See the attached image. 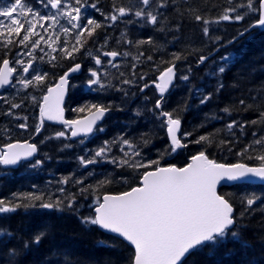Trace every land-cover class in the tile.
<instances>
[{
    "label": "trees",
    "instance_id": "obj_1",
    "mask_svg": "<svg viewBox=\"0 0 264 264\" xmlns=\"http://www.w3.org/2000/svg\"><path fill=\"white\" fill-rule=\"evenodd\" d=\"M26 1L30 5H37L35 0ZM84 2L88 6L93 3L97 5L99 11L92 12L93 18L103 25L96 29L91 45L129 53L130 60L126 64L136 65L135 68L128 70L118 69L115 74L135 78L133 83L141 88L143 82L154 81L170 63L178 64L176 84L166 99L164 109L174 113V117L182 121V138L187 147L172 152L162 123L127 116L124 121L128 120L131 129L126 131V136L139 147L138 157L142 159L141 163L147 164L150 160H158V166L181 167L186 165L193 155L204 151L210 159L219 162L260 164L255 157L264 152V144H254L253 141L264 137V119L261 118V113H264V29L256 28L231 43L238 32L243 31L258 17L249 13L240 22L218 21V17L225 9L244 4L246 0H167L164 7H157L159 0H150L152 4L150 10L157 14L158 22L155 25L150 23L141 25L126 35L119 34L115 26H110V19H107L106 26L103 18L114 12V4L117 7H132L134 11L140 3L139 0H84ZM237 11L244 12L247 9L237 8ZM196 14L209 20L208 35L203 33L205 27L203 21L195 20ZM104 26L108 30L107 34L103 31ZM149 38L153 43H136L141 40L147 41ZM105 39L108 41L107 44ZM126 40L129 41V45L126 44ZM10 45H6L3 39H0V63L7 55ZM218 46L220 49L217 53L200 66L199 56L210 55ZM227 52H234V56L226 65L225 73L219 74L217 70L223 63L216 60ZM173 54H180L181 59L173 60ZM149 56L152 60L147 59ZM61 57H63L60 58L61 66L56 70L63 71L70 63L66 60L67 56ZM51 70H55L54 64L49 65L50 75L49 79L45 78L41 86L43 89L54 80ZM184 75L189 77L187 81L181 79ZM141 76L144 79L140 82ZM220 84H223V88L217 91ZM131 91L130 85H115L110 88L109 93L113 98L109 101L106 98L104 104L111 105L112 114L117 116L116 121L114 117L107 119L108 126L112 127L118 120H122V116L115 113V110L118 107L129 109L131 96L127 94ZM208 93H212L211 99L201 104L200 99ZM21 96L8 98L5 103L0 102L1 144L30 137L39 124L37 114L35 115L38 105L33 101H27L28 109L32 108L28 111L27 105H22L26 100ZM241 100L245 102L243 105L240 104ZM155 102L154 94L147 106L149 112L154 109ZM90 103L98 104L96 101H89L86 104ZM12 104L19 107L13 108L12 114H8ZM70 104L71 101L69 107ZM225 107L230 111L224 112ZM69 111L71 112L70 108ZM82 114L85 113H77V116ZM6 115L14 119L15 123L19 125L26 123L28 127L25 130L19 127L20 131H16V135L8 137L5 130L8 127ZM232 120L237 121L238 125L243 124L244 128L236 126L229 130L227 125ZM252 120H257L258 123L253 125ZM46 128L51 130L49 126ZM114 132L116 131L110 128L108 133H100L99 137L103 140ZM185 132L192 135L184 137ZM209 134L211 142L199 144L194 142L201 135ZM144 140L149 142L145 144ZM221 141L230 143L223 144ZM41 148L39 157H43L45 161L37 172L28 171L25 165L17 171L6 170L0 166V199L12 201L13 194L35 193L42 194L44 202L55 201L57 198L64 200L65 206L63 210L29 207L0 214V228L6 230L0 231V240H6L5 243H0V264H131L134 249L127 242L104 232L99 226L82 225L80 218L94 215V206L103 194L119 193L139 185L144 171L154 169L157 165L147 169L118 166L116 172L112 170L106 172L104 167L110 165L105 164L98 166L96 176H90L96 179L88 177L77 180L82 181L77 183L74 180L76 169L79 173L91 172L89 165L83 166L78 160L80 157L78 149L57 148L55 142L42 144ZM245 148L247 153L240 155ZM138 157L131 160L140 159ZM54 177L59 181H54ZM105 180L110 182L100 183ZM61 188L63 192L60 191ZM220 193L235 208L237 223L232 230L240 232L251 246L241 248L239 243L229 239L214 252H210L208 247L193 252L186 258L184 264H264V185L237 184L220 188ZM253 193L260 199L248 207L242 200ZM71 197L75 200L73 207L69 209L67 199ZM39 203L41 201H36L37 205ZM40 231L47 232L45 238L39 245L33 244L24 252V242L30 241ZM7 232L13 235L7 236ZM99 241H105L111 247L100 245ZM11 249H16L22 254L13 256Z\"/></svg>",
    "mask_w": 264,
    "mask_h": 264
},
{
    "label": "snow or ice",
    "instance_id": "obj_2",
    "mask_svg": "<svg viewBox=\"0 0 264 264\" xmlns=\"http://www.w3.org/2000/svg\"><path fill=\"white\" fill-rule=\"evenodd\" d=\"M43 3V0H40ZM75 7L65 5L63 0H47L44 7L50 6L52 9H57L56 15H41L39 11L34 10L31 7H27L22 0H10V3L6 6L0 7V39H3L6 45L12 44L14 41L13 36L18 37V44L28 46L31 43V49L39 48L43 41L48 47L55 52L56 48L53 44L60 39L59 35L53 40L49 35L47 39L35 29L39 27L48 29L41 21H51L48 25L50 28H55L59 23L57 15H63L67 18V22L70 27H61V31L65 34L76 30L74 39L75 44L71 45L69 50L68 42L65 41L64 47L60 49L63 56L69 58L74 54L79 53L80 49L85 47L87 40L84 39L85 33L87 37H92L96 32V29L103 27V25L92 17H85L83 15V8L88 6L84 0H74ZM141 5L152 7L150 0H139ZM167 0H159L157 7H164ZM93 9L97 8L95 3L90 5ZM114 12L110 14L106 19H110L115 22L119 18L131 13L137 18H146L147 22L155 25L158 22L157 14L148 10L145 7H137L134 11L132 7L113 5ZM237 8H246L247 11L238 12ZM228 13H235V15H229ZM255 14L258 18L252 20L248 24V27L237 33L238 37H243L250 30L255 28L264 29V0H246V3L231 6L224 10V13L218 17V21H243L246 16ZM31 16V19H29ZM195 20L203 21L205 27L203 33L208 35L209 29L207 27L209 20L205 19L202 15L196 14ZM86 19V23H81ZM217 21V22H218ZM131 22V21H129ZM23 35L21 36V33ZM39 37L33 40V37ZM219 39V38H217ZM235 40L236 37H233ZM51 41V42H50ZM105 39V44H107ZM137 44L153 43L149 38L147 41H137ZM29 50L24 55L31 57L27 62L17 59L16 64L23 65L22 72L27 74L30 70L35 71V75L31 79L22 78L18 81L24 88H28L30 85L43 84L48 73H41L36 71L33 64V60L37 59L33 55L32 50ZM43 51V49H40ZM129 53H124L128 55ZM19 55V54H18ZM107 57L115 58L121 53L118 51H109L104 53ZM63 58V57H61ZM43 60L44 57H38ZM56 57H51L49 62L51 63ZM139 59V56L136 57ZM148 60H152V57H147ZM181 59L180 54H173V60ZM208 57L201 55L198 58V63H203ZM222 61L225 63L230 62V57H222ZM10 61L4 59L2 61L3 67L0 68V86L9 84L10 77L15 71L14 68L9 67ZM102 63L99 56L95 57V64L100 65ZM108 63L111 65L112 60ZM136 65L133 64V68ZM81 69V64H74L68 68L67 71L59 77L55 87H48L47 94L43 96L42 103L40 104V123L36 127L35 132L38 134L43 126L44 119L50 121H60L66 131L56 132L55 138L67 137L70 132L71 137H78L81 134L87 136L94 131H104L99 127L98 122H101L107 113L111 110V105H103L97 103H90L79 108L73 109L77 113H87L77 119L67 120L64 118V108L62 104L64 102V94L67 90L69 83L70 73L77 72ZM226 68L221 66L218 68V73H225ZM91 78L86 81L87 86L100 85L101 83L100 73L94 69H89ZM144 79L143 76L140 77ZM175 79V63H170L168 67L160 73L158 80L159 83L153 81L155 87L161 94L160 99H157L153 110H160L159 115L164 119V126L166 127L167 135L170 140V149L175 152L179 148L187 147V144L182 142V138L178 136V132L181 127V120L174 118V113L162 111V102L164 100V93L168 91L169 87L173 84ZM182 80L187 81L189 77L184 75ZM133 81L124 80L123 83L130 84ZM149 84L144 83L140 89L142 92L148 88ZM223 88V84H220L217 88L219 91ZM199 90H197L198 92ZM212 93L203 95L200 99L201 104H205L211 99ZM36 98L33 97V100ZM243 100L240 104H244ZM19 105L12 104L9 108L8 114H12L13 108H18ZM150 110V111H153ZM224 112H229L230 109L225 107ZM137 115H140L139 110ZM261 118L264 119V113H261ZM25 120L27 117L24 118ZM251 123L255 125L257 120H252ZM244 128L243 124H237V121L232 120L227 128L229 130L234 127ZM21 129H26L28 125L22 123L19 125ZM192 133H183L184 137L191 136ZM255 135V133H253ZM120 141V150L123 152V158L117 162L115 158L111 160L112 163H119L120 166H130L133 168H148L152 165H157L152 171H144L141 177V185L132 187L129 191L120 193L118 195H104L103 202L98 203L95 207L93 216H85L80 218L82 225H95L104 230H108L112 233L118 234L126 241L134 245V257L131 264H184L187 256L195 251H202L205 247L209 248L210 252H214L220 245L225 244L231 239L235 243H239L241 248H248L251 245L247 240L242 237V234L238 231H233V227L236 225L237 220L234 215L233 204L230 203L225 196L217 193V185L223 181H247L253 177L264 180V152L255 158L260 161L258 166H249L245 163L234 164H218L213 160H210L204 151L198 152L190 159L191 162L185 167L178 168L175 165L167 167H160L158 160H150L147 164L130 160V157L140 156V152L136 150V146L128 139L121 137L117 138ZM211 142V134L201 135L195 143ZM83 142V141H81ZM149 141L144 140L147 144ZM116 143L113 141H104L102 147L95 151L91 158H85L84 156L78 157V160L83 166L91 165L97 162L98 157H105L106 153L111 151V144ZM223 144L230 143L229 141H221ZM254 144H264V137L253 141ZM124 146H127L129 151H124ZM64 147H71V145H64ZM251 147V145H249ZM6 150L0 152V164L3 165H15L22 159L31 157L37 151V145L28 143H9L5 146ZM247 148L243 149L240 155H245ZM251 158V157H249ZM42 161H36V165H39ZM35 166V165H33ZM66 182V181H65ZM105 180L100 183H109ZM82 183V181H77ZM91 187V186H90ZM61 192L64 190L61 188ZM260 197L254 193L245 196L242 203H246L248 207L254 205ZM45 198L42 194L37 195L35 193L26 194H13L12 201H6L0 199V214L15 212L19 208L40 207L45 209H57L63 210L65 204L64 200L57 198L55 201L49 200L44 202ZM74 197L67 199V207L71 209L74 204ZM36 201H41L38 205ZM247 210V209H246ZM244 213H241L243 215ZM0 231H6L0 228ZM13 234L7 232V236L11 237ZM47 235L46 231H40L35 234L30 241H25L23 245V251L26 252L30 249L31 245H39L41 241ZM6 240H0V243H5ZM100 245L111 247L105 241H99ZM13 256L20 255L16 249H11Z\"/></svg>",
    "mask_w": 264,
    "mask_h": 264
},
{
    "label": "rangeland",
    "instance_id": "obj_3",
    "mask_svg": "<svg viewBox=\"0 0 264 264\" xmlns=\"http://www.w3.org/2000/svg\"><path fill=\"white\" fill-rule=\"evenodd\" d=\"M63 1H64L65 5H70L71 7H75V5H74L72 0H63ZM9 3H10V0H0V7L6 6ZM22 3H24L27 6V4L24 1H22ZM46 3H47V0H43V3L40 2L42 9L50 11V12H48L45 15H56L57 12H53V10H51L50 6L44 7V4H46ZM137 7H145V8H148V10H150V8L148 6L141 5L140 3H138ZM87 10H88V8H85L84 10H82L84 16L86 15ZM136 19L138 21L142 22V23H145L144 21H147L146 18H143V17H141V18H137L136 17ZM57 20L59 21V23L57 24V27H60V26L62 27L63 25H64L63 27H70V25L67 24L68 22H67V18L65 16L57 15ZM40 23H45L44 26L46 28H48V25L51 23V21H41ZM81 23H86V20L85 19L82 20ZM61 27L58 28V29L61 30ZM35 31H42V28L41 27H39V28L37 27L35 29ZM22 35H23V33H22ZM41 35H43L45 37V39H47L49 37V35H51V34L50 33L44 34L43 31H42ZM38 38L39 37L37 36V37H33L32 39L35 40V39H38ZM42 43H44V42L42 41ZM28 46L29 47H25L23 45V49L19 50L17 52L16 59H21V60H23L25 62H27L29 59H31V57L23 54V53H25V52H27V51H29L31 49V43H29ZM41 46H42V44L40 45V47ZM103 46H105V44ZM37 49L38 48L31 49L32 52H33V55L35 57H37V59L33 60V64L35 66L36 71H39V72L43 73L44 70H45L44 61L43 60L39 61V59H38L39 56H37ZM46 52H47V50L43 49V53L45 54ZM225 56L230 57V61H231V59L234 56V52H227V53H225L224 55H222L221 57H219L216 60V62L218 61V63L222 62L223 63L222 66H224V67H226V65L229 63V62L225 63L224 61H222L221 58L225 57ZM50 57H52V56H50ZM127 57H129V56H127ZM45 58L47 59L48 57L46 56ZM216 62H214V63H216ZM101 65H102V63L100 65H97V67H101ZM216 65H218V64H216ZM16 66H18L19 73L20 72L21 73H20L18 79L15 80L14 85L5 91L4 98H3L2 102L5 103V102H7L8 98H12V97H14L16 95H24L25 97H22V96L21 97L24 100H26V101H24L22 103V105L23 106L27 105L26 109L28 111H30L32 108H30V110L28 109V102L27 101H33L36 105H38L37 106V108H38L39 107V103H40V101L42 99L41 98L42 94H40V91L43 89L41 87L42 84H40L38 86L37 85H30L28 88H24L22 85H20L18 83V81L20 79H22V78L31 79L32 76H34L36 73H35V71L32 70L31 73L25 74V73L22 72L23 65L16 64ZM109 67L110 66H105L102 69H96V71L104 73L106 75V74H108ZM44 90H43V92H44ZM33 97H35L36 99L33 100ZM26 115H28V114L26 113ZM35 115H36V113H35ZM6 122H8V125H7L8 127L5 129L6 130V134L8 135V137L11 138L13 135H16V131H20L19 130V124L15 123L14 119H12L10 116H7V115H6ZM59 131H66L67 132V130H65L64 128H61V129H53V128H51V130L47 129V132L45 133V135L40 138V141H39L40 145H42V144H52L53 142H55L57 144V148H61V149H64V150L76 148V149L79 150L80 156H84L85 158H91V156L95 153V151L98 150L100 147H102L103 144H104V143H101V144L92 145L91 141H93V138L92 139H88V138L82 139V140H80V141H78L77 143L74 144V143L70 142L66 137L55 138L54 134L56 132H59ZM67 137L69 138V133H68ZM118 137H121V136H119V135L115 136V139H117ZM81 141H83V142H81ZM107 141H109V140H107ZM66 144L71 145V147H67V148L64 147V145H66ZM133 144L136 146V150L138 151L139 147L135 143H133ZM110 147H111V151L106 153L105 157H98V158H96L97 159L96 163L89 165L90 166L89 168L91 169L90 173H88V174H87V172L79 173L77 171V169H76L75 170L76 175H75V179L74 180L77 181V180H82V179L88 178L90 176H96L97 173L95 171L99 170L98 166H103L105 164L106 165L107 164L110 165V167H107V166L104 167V170L106 172H109L111 170L116 172V168L118 166H120V165H119V163H116V164L112 163L111 160L113 158H115L117 160V162H119V160L121 158H123V152H121V150H120V141H118V139H117L116 143L111 144ZM124 151H129L127 146H124ZM136 157H138V156H136ZM136 157H130V160L132 158H136ZM138 158H140V157H138ZM135 160L137 162H140L142 159L140 158V159H135ZM36 161H42V163H40L39 165H36ZM44 161L45 160H44L43 157H38L35 161H33L32 163H29V164H27L25 166L27 167L28 171L37 172L41 168V166L43 165ZM33 165H35V166H33ZM90 179H96V177H90ZM53 180L56 181V182L59 181V179L55 178V177L53 178ZM58 186H63V185L58 184Z\"/></svg>",
    "mask_w": 264,
    "mask_h": 264
},
{
    "label": "flooded vegetation",
    "instance_id": "obj_4",
    "mask_svg": "<svg viewBox=\"0 0 264 264\" xmlns=\"http://www.w3.org/2000/svg\"><path fill=\"white\" fill-rule=\"evenodd\" d=\"M60 27H58V28H60ZM58 28L56 30L57 32H56L55 37H54V40H55L57 35H59V37H60V39L58 41H56V43L54 44L56 51L55 52L49 51V52L44 54L43 51L40 50L41 48L44 49V44L41 42L42 46L37 49V56H39V57L43 56L44 57L43 61L46 59L45 58L46 56L48 57V59L51 58L50 56L56 57V59L53 60L55 70H52V75H53L54 79H58L68 68L72 67L74 64L82 63L81 72L71 79L72 80L71 81L72 82L71 83V95H70L69 99L72 102L70 104V107L68 105L67 117H68V119L72 120V119H76L79 117V116H77V113L75 111H73V109L79 108L89 101H97L98 102L100 100L106 99L108 95L105 93V90L109 89L111 83L118 82V83L123 84V81L128 80V79L125 78L126 76H120V75H117L114 73L117 69H121L120 68V62H121V56L120 55L118 58L113 59L111 57H107L104 55V53L107 52L106 50H104L102 53H100L97 51L98 48H94L92 46H85L84 48L80 49L79 53L74 54L73 57H71V58L68 57V59H66V60H69L70 64L65 66L63 68V71L56 70V68L58 69L61 66L60 63H62L61 62L62 59H60V58L63 54L61 53L60 49L62 47H64L63 42H65V41L69 42V50H70L71 45L75 44L74 36L76 33V30L74 29L72 32L65 34L63 31L59 30ZM37 32L40 33L39 31H37ZM121 32L125 33V29H122ZM22 33H21V36H22ZM18 39L19 38L17 37L13 40L14 42L10 45L9 49H7L8 51H7V55H6L7 57H9L11 59L12 65L16 70V73L14 76V82L16 79H18V77L21 73V72L19 73V68H18V66H16V63H15V61L17 60L16 59L17 52L19 50L23 49V45L18 44ZM27 47H29V46H27ZM97 56H99V58L102 60L101 67H97V65L95 64V57H97ZM109 60L113 61V63L111 65L108 63ZM39 61H40V59H39ZM58 64H59V66H58ZM105 66H110L108 74L105 75L104 73L98 72V73H100L101 83L103 84V87H101L100 85H93L91 87L87 86L86 81L91 78L89 69H94V70L102 69ZM31 71L32 70H30L29 73H31ZM29 73H27V74H29ZM43 73H45V70ZM47 73H48V75L46 78L49 77L50 71ZM141 88L135 87V93L134 94L136 95V98H134V99L142 98L143 100H145V102H148L149 100H151L153 98V94H154L156 88L154 86L152 87L150 84H149V87L144 89L142 92L140 91ZM152 88H154L155 90ZM156 92H157V90H156ZM69 108H70L71 112H69ZM54 127L56 129L64 128L65 130H67L65 128V126L54 125ZM97 132L98 131H96L91 136V138L90 137L89 138L94 139L93 136H95L97 134ZM106 140L113 141V140H117V139H115V136L109 135V136H107ZM91 143L93 144L92 141H91Z\"/></svg>",
    "mask_w": 264,
    "mask_h": 264
},
{
    "label": "water",
    "instance_id": "obj_5",
    "mask_svg": "<svg viewBox=\"0 0 264 264\" xmlns=\"http://www.w3.org/2000/svg\"><path fill=\"white\" fill-rule=\"evenodd\" d=\"M256 29V28H255ZM252 30H254V29H252ZM252 30H250V32L252 31ZM249 33V32H248ZM248 33H246V34H248ZM245 34V35H246ZM244 35V36H245ZM240 38H242V37H236V39L234 40V41H236V40H238V39H240ZM234 41H232V42H234ZM231 42V43H232ZM217 53V51L216 52H214V53H212V54H210V55H208V56H206V57H208V59L206 60V61H208L211 57H213L215 54ZM205 61V62H206ZM204 63V62H203ZM202 63V64H203ZM201 63H200V65H202ZM3 67V64H2V66H1V68ZM9 67H10V63H9ZM176 67H177V64H175V79H176ZM80 71V70H79ZM79 71H77V72H74V73H70V75H69V78H70V76H72L73 74H77ZM14 73V72H13ZM13 75V74H12ZM11 78H12V76L10 77V80H9V84H7V85H4V86H9L10 84H11V82H12V80H11ZM69 78H68V80H69ZM175 79H174V81H173V84L169 87V89H168V91H166L163 95H164V97L165 96H167L168 95V93L170 92V90H171V88L173 87V85H174V82H175ZM70 83V82H69ZM69 83H68V86H67V90H66V92H65V94H64V102H63V104H62V107L64 108V118L66 119V109H65V104H66V101H67V97H68V95H69ZM157 83H159V80L157 81ZM154 86H155V84H153ZM4 86H0V93L2 92V90H3V88H4ZM51 87H55V84L53 85V86H51ZM47 94V93H46ZM45 94V95H46ZM161 95V94H160ZM0 99H1V96H0ZM106 117V116H105ZM45 121H48V122H51V123H56V124H62L60 121H50V120H47V118H45L44 119ZM104 120V119H103ZM102 120V121H103ZM101 121V122H102ZM101 122H98V124H100ZM43 127H44V122H43V126H42V128H41V131H42V129H43ZM181 130H182V122H181V127H180V130H179V132H178V136H180V133H181ZM40 131V132H41ZM39 135V133L38 134H36L33 138H31V139H29V140H26L28 143H32V144H35V143H33V140L37 137ZM83 136H85L84 134H81L80 136H78V137H72V138H79V137H83ZM168 139H169V137H168ZM170 141V140H169ZM17 142H19V143H24L25 141H15V142H12V143H17ZM183 142V141H182ZM37 145V144H36ZM6 146V145H5ZM5 146H2V147H0V152H3V151H5L6 150V148H5ZM183 148H185V147H183ZM183 148H179V149H183ZM39 153V148H38V146H37V151L33 154V156H31V157H27V158H24V159H22L20 162H18L17 164H15V165H3L5 168H18L19 167V165H20V163L23 161V160H25V161H28V160H32L37 154ZM209 158V157H208ZM210 159V158H209ZM210 160H212V159H210ZM214 161V160H213ZM191 162V159H190V161H189V163ZM216 162V161H215ZM216 163H218V164H234V163H223V162H216ZM236 163H238V162H236ZM239 163H243V162H239ZM245 164H247V163H245ZM187 165V164H186ZM185 165V166H186ZM249 166H258V165H250V164H248ZM168 166H170V165H168ZM176 166V165H175ZM184 166V167H185ZM161 167H167V166H161ZM176 167H178V166H176ZM178 168H182V167H178ZM149 171H152V170H149ZM141 183H142V181H140ZM238 183H250V184H264V180H261L260 178H256V177H253V178H251L250 180H247V181H228V180H223V181H221L218 185H217V193L218 194H220V191H219V189L221 188V187H223V186H228V185H233V184H238ZM141 185V184H140ZM139 185V186H140ZM137 187V186H136ZM129 191V190H128ZM123 193V192H122ZM118 194H120V193H106V194H104V195H118ZM103 195V196H104ZM221 195V194H220ZM103 196H102V201H101V203L103 202ZM98 206V205H97ZM95 210V209H94ZM102 229V228H101ZM103 231H105V232H107V233H110V234H113V235H115V236H118L119 237V235L118 234H115V233H112V232H110V231H108V230H104V229H102ZM120 238H122V237H120ZM123 239V238H122ZM124 241H126L125 239H123ZM128 244H130L133 248H134V245H132L130 242H128V241H126ZM188 257V256H187Z\"/></svg>",
    "mask_w": 264,
    "mask_h": 264
},
{
    "label": "bare ground",
    "instance_id": "obj_6",
    "mask_svg": "<svg viewBox=\"0 0 264 264\" xmlns=\"http://www.w3.org/2000/svg\"><path fill=\"white\" fill-rule=\"evenodd\" d=\"M232 41H234V39L231 40L230 42H232ZM230 42H228V43H230ZM219 49H220V46H218L214 51L216 52V51H218Z\"/></svg>",
    "mask_w": 264,
    "mask_h": 264
}]
</instances>
